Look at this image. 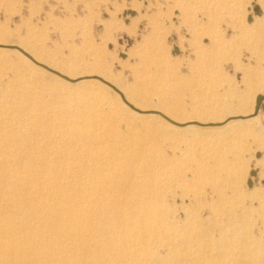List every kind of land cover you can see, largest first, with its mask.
Listing matches in <instances>:
<instances>
[{"label": "rangeland", "instance_id": "rangeland-1", "mask_svg": "<svg viewBox=\"0 0 264 264\" xmlns=\"http://www.w3.org/2000/svg\"><path fill=\"white\" fill-rule=\"evenodd\" d=\"M25 263L264 264V0H0Z\"/></svg>", "mask_w": 264, "mask_h": 264}, {"label": "bare ground", "instance_id": "bare-ground-1", "mask_svg": "<svg viewBox=\"0 0 264 264\" xmlns=\"http://www.w3.org/2000/svg\"><path fill=\"white\" fill-rule=\"evenodd\" d=\"M112 82V81H111ZM257 195V193H254L253 196H251L250 199H255V196ZM248 201V200H247ZM6 225V224H5ZM5 237V236H4ZM4 241V240H3ZM23 242V241H22ZM3 247H4V244H3ZM26 264V263H25Z\"/></svg>", "mask_w": 264, "mask_h": 264}]
</instances>
